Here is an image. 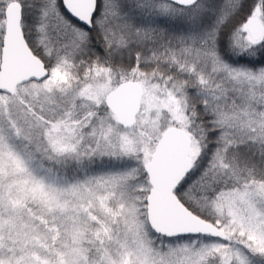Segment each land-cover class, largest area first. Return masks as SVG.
Wrapping results in <instances>:
<instances>
[{"label":"snow or ice","instance_id":"1","mask_svg":"<svg viewBox=\"0 0 264 264\" xmlns=\"http://www.w3.org/2000/svg\"><path fill=\"white\" fill-rule=\"evenodd\" d=\"M0 264H264V0H0Z\"/></svg>","mask_w":264,"mask_h":264},{"label":"trees","instance_id":"2","mask_svg":"<svg viewBox=\"0 0 264 264\" xmlns=\"http://www.w3.org/2000/svg\"><path fill=\"white\" fill-rule=\"evenodd\" d=\"M108 163L115 164V163H117V162H116V161H111V162L105 161V164H106V165H107Z\"/></svg>","mask_w":264,"mask_h":264}]
</instances>
